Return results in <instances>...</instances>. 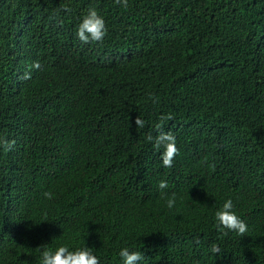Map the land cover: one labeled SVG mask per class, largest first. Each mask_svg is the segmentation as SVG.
Listing matches in <instances>:
<instances>
[{
    "label": "trees",
    "instance_id": "16d2710c",
    "mask_svg": "<svg viewBox=\"0 0 264 264\" xmlns=\"http://www.w3.org/2000/svg\"><path fill=\"white\" fill-rule=\"evenodd\" d=\"M89 7L103 42L76 37ZM3 140L0 264L61 244L100 264L124 247L139 264H264V0H0ZM227 199L243 236L216 227Z\"/></svg>",
    "mask_w": 264,
    "mask_h": 264
},
{
    "label": "clouds",
    "instance_id": "9594fccd",
    "mask_svg": "<svg viewBox=\"0 0 264 264\" xmlns=\"http://www.w3.org/2000/svg\"><path fill=\"white\" fill-rule=\"evenodd\" d=\"M115 4L122 6L125 10L128 8V0H115ZM63 11H70V9H63ZM107 35V27L104 18L93 7H89L86 13L83 15L76 30V37L83 44L90 42H103ZM33 67L39 69L40 64L37 62L33 64ZM25 79H30V76L26 73ZM171 115L161 117V119L171 120ZM135 125L139 127L144 126V121L139 117L135 120ZM159 128V125H157ZM148 139L151 141L152 137ZM14 141L3 140L0 141V146L5 147L6 150H11L14 145ZM154 148L156 150L163 149L160 159L162 165L165 168H171L173 166L174 158L178 155L179 150L176 146L175 137L171 133L161 132L154 142ZM214 170L215 166L210 165ZM161 190L162 196L165 197L166 205L169 209H172L176 204V195L173 193L170 197L163 192L168 187L166 181H160L158 184ZM43 197L47 200L54 198V194L51 191L42 193ZM216 227L223 232V235H227L228 232H235L236 234L243 236L248 231L247 224L236 214L234 211V204L231 199L225 200L222 207L215 212ZM227 231H224V230ZM37 250L40 252L39 264H100L99 258L94 254L91 248L86 246L82 248H76L70 250L68 244H61L55 249L43 245ZM212 253H219L220 248L217 245H212ZM119 256L123 261V264H139L144 259V256L139 251H131L128 247L121 248Z\"/></svg>",
    "mask_w": 264,
    "mask_h": 264
}]
</instances>
